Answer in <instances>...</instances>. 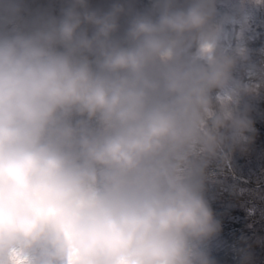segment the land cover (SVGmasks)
Segmentation results:
<instances>
[{"label":"clouds","instance_id":"obj_1","mask_svg":"<svg viewBox=\"0 0 264 264\" xmlns=\"http://www.w3.org/2000/svg\"><path fill=\"white\" fill-rule=\"evenodd\" d=\"M124 11L68 0L0 34V264H214L205 169L251 142L238 105L264 78L233 76L247 54L216 0H152L116 39ZM74 114L97 130L77 137Z\"/></svg>","mask_w":264,"mask_h":264},{"label":"rangeland","instance_id":"obj_2","mask_svg":"<svg viewBox=\"0 0 264 264\" xmlns=\"http://www.w3.org/2000/svg\"><path fill=\"white\" fill-rule=\"evenodd\" d=\"M67 2L68 0H0V34L30 32L46 20L43 17L45 11L50 17L58 18ZM177 2L184 6L186 0ZM122 3L121 0H87L89 9L100 14L108 12L114 4L122 5L125 11L121 15H127L128 18L118 19V29L127 27L133 15L148 12L152 0H126L127 7ZM241 3L242 0H216L213 23L220 30L221 40L225 39L226 47H234L240 42L246 50L247 60L237 64L233 76L243 82H249L248 73L254 70L257 75L252 77L251 81L259 84L261 78H264V7H251L247 5V0H243L241 11ZM103 4L105 8L102 7ZM233 19L238 23H233ZM229 36L235 37L234 44H231L232 38H227ZM238 108L247 109V115L255 129L253 138L243 150L239 147L233 148L227 162L219 157L209 162L205 169L203 195L214 219L219 222V230L227 229L230 233H238L240 227L246 224L242 218L257 220L247 222L252 233L234 236H240L241 241L245 243L252 254V263L264 264V84L254 93L243 96ZM70 127L78 137L81 134L94 133L98 126L95 120L92 123L81 120L77 124L71 123ZM216 168L224 173H215ZM230 177L234 180L230 181ZM241 193L246 196H239ZM211 238L212 244L206 245L209 257L215 264H226L220 249H224L223 253L226 254L228 238L221 237L219 233ZM216 251L220 252V257L215 255Z\"/></svg>","mask_w":264,"mask_h":264},{"label":"trees","instance_id":"obj_3","mask_svg":"<svg viewBox=\"0 0 264 264\" xmlns=\"http://www.w3.org/2000/svg\"><path fill=\"white\" fill-rule=\"evenodd\" d=\"M121 1L123 2L122 4L127 7L126 0H121ZM178 4L180 6H183V4L180 3V2ZM241 5H242V3H241ZM102 7L105 8L104 4L102 5ZM43 14H44L43 17L46 18V20H47V18L50 17L46 11ZM262 15H264V10L262 11ZM127 18H128L127 15H125V16L120 15L118 19L126 20ZM86 27H87L88 34L91 35L92 31H93V28L91 26H86ZM127 28H128V26L127 27L123 26V27H120L119 29L117 28V31L113 34L114 38L121 39L124 36ZM262 31H264V30H262ZM223 38H224V36H223ZM227 38L228 39L232 38L233 41H231V44H234V42H235V37L234 36H229ZM221 42H222V44L226 45L225 44V39L221 40ZM81 120H87V119L84 118V117H81V116H78V115L74 114L73 116H71L68 119V124L69 125L71 123L77 124ZM93 120H88V121H91V123H92ZM216 171L217 172H215V173H217V174L224 173L223 170H218V168H216ZM225 173L227 174V172H225ZM232 175H234V174L232 173ZM225 176H227V175H225ZM231 180H234L233 177L232 178L230 177V181ZM239 196H246V194L245 193H241V194H239ZM242 221L246 222V224H245L244 227H240V231L238 233H230V231L227 230V229H226V231L225 230H219L218 231V233L221 234V237L224 236L225 238H228V240H229L228 244L225 247V249L227 251L226 254L223 253L224 249L223 250L220 249L221 251L219 250L222 253V256L224 257V259L226 261V264H227L228 261H229L228 264H254V263H252V260H253L252 259V254L250 253V251L246 247L245 243L241 241L240 236H243L244 233L245 234L252 233V230L249 228L248 224L251 223V221L254 222V221H257V220L251 219V218L250 219L249 218H242ZM248 221H249V223L247 224ZM234 235H240V236L239 237H235ZM208 243L212 244V238H210L207 241L206 245ZM206 245H205V248H206ZM219 251H216L215 255L220 257L221 254H220ZM245 254H247L250 257L247 261H245V259H244ZM214 264H215V262H214Z\"/></svg>","mask_w":264,"mask_h":264}]
</instances>
